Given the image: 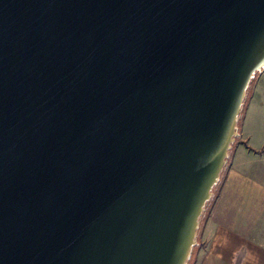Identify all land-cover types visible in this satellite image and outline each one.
I'll return each mask as SVG.
<instances>
[{"label":"water","instance_id":"water-1","mask_svg":"<svg viewBox=\"0 0 264 264\" xmlns=\"http://www.w3.org/2000/svg\"><path fill=\"white\" fill-rule=\"evenodd\" d=\"M264 69V0H0V264H187Z\"/></svg>","mask_w":264,"mask_h":264},{"label":"crops","instance_id":"crops-1","mask_svg":"<svg viewBox=\"0 0 264 264\" xmlns=\"http://www.w3.org/2000/svg\"><path fill=\"white\" fill-rule=\"evenodd\" d=\"M194 264H264V69L256 74Z\"/></svg>","mask_w":264,"mask_h":264},{"label":"trees","instance_id":"trees-1","mask_svg":"<svg viewBox=\"0 0 264 264\" xmlns=\"http://www.w3.org/2000/svg\"><path fill=\"white\" fill-rule=\"evenodd\" d=\"M252 83H253V81H252ZM252 83H251V86L249 87V90H248V93H247V97L245 99V103H244L243 110H242V113H241L242 115H241V117L239 119V125H240V122H241V119H242V116H243V112H244V109H245V106H246L247 99L249 97V94H250V91H251V88H252ZM237 140H238V138H236L235 143L237 142ZM235 143L233 144V147L230 150V156H229L228 161H227V163H226V165H225V167H224V169H223V171L221 173L220 180H219V182L212 189L213 190L212 191L213 192V196H212V198H210L206 202V204L204 206V211H203V213H202V215L200 217L199 228H198V232H197L198 233L197 241H199V236L201 234V231H202V228H203V224H204L206 218L208 217L209 211H210V209L212 207V204H213V202H214V200H215V198H216V196H217V194L219 192L220 186H221V184L223 182V179H224V177L226 175V172H227V169H228V164L230 162V159H231V156H232V153H233V148H234ZM197 246H199V242L196 244V246L193 247L191 257L188 260V263L187 264H194L195 248Z\"/></svg>","mask_w":264,"mask_h":264},{"label":"rangeland","instance_id":"rangeland-1","mask_svg":"<svg viewBox=\"0 0 264 264\" xmlns=\"http://www.w3.org/2000/svg\"><path fill=\"white\" fill-rule=\"evenodd\" d=\"M254 80H255V78L253 79V83H254ZM253 83H252V84H253ZM199 240H200V236H199ZM198 242H199V241H198Z\"/></svg>","mask_w":264,"mask_h":264}]
</instances>
